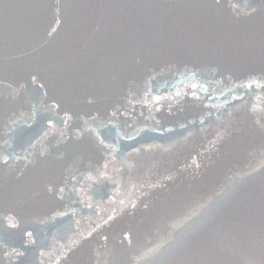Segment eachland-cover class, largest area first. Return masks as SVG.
<instances>
[{"label":"water","instance_id":"obj_1","mask_svg":"<svg viewBox=\"0 0 264 264\" xmlns=\"http://www.w3.org/2000/svg\"><path fill=\"white\" fill-rule=\"evenodd\" d=\"M0 264H264V0H0Z\"/></svg>","mask_w":264,"mask_h":264}]
</instances>
